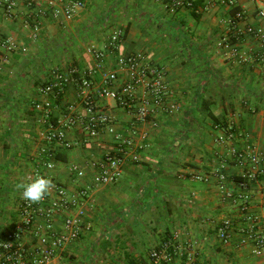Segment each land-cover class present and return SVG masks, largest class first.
<instances>
[{
  "label": "crops",
  "instance_id": "obj_1",
  "mask_svg": "<svg viewBox=\"0 0 264 264\" xmlns=\"http://www.w3.org/2000/svg\"><path fill=\"white\" fill-rule=\"evenodd\" d=\"M36 2L15 0L9 16L0 9V33L27 48L25 53L15 52L0 73V238L17 219L21 195L15 185L34 178L39 150L44 145L41 113L34 108V102L43 98L38 87L56 67L75 66L84 73L92 64L86 48H102L112 32L121 29L119 54L141 53L148 62L161 67L171 90L169 100L179 109L170 116L160 115L153 128L150 124H133L130 115L113 100H100L114 118L115 132L141 145L137 149L139 161H124L119 179L106 185L92 184L88 163L111 151L113 136L102 131L82 144L81 130L67 131L72 148H56V156L62 150L65 160L56 159L52 170L41 167V173L69 192L86 191L79 238L90 235V229L104 219L99 251L106 240L112 257L114 251L108 247L120 237L123 252L131 258L127 264L138 257L144 262L149 249L173 233L181 244L198 241L201 264H264L253 254L242 231L251 225L248 214L264 216V175L249 182L245 213L240 201L222 199L213 172L226 157L225 147L216 141L225 131L233 132L234 146L264 152V65L254 57L262 51L259 42L249 36L241 42V48L249 53V62L235 63L227 58L217 44L231 10L219 4L195 10L194 14L190 8L171 13L156 0H83L82 8L66 19L61 12L64 0H55L53 6L39 0L47 12L44 17L38 16ZM235 3L245 9L242 25L264 29V20L256 15L262 2ZM53 7L59 10L57 18L51 14ZM28 15L40 19L35 36L24 24ZM54 51L58 57L50 67L45 62ZM70 61L74 64H68ZM110 66L112 61L107 68ZM96 80L100 81V75ZM75 95V85L69 83L61 104L53 110V118H58L65 107L81 109ZM207 109L215 115V122L206 116ZM77 170L84 175L77 177ZM242 172L229 161L225 168L228 190L239 191L235 177ZM191 173L206 174L208 181L190 179ZM225 218L233 227L229 242L223 244L217 237V226ZM77 240L68 245L63 256H77Z\"/></svg>",
  "mask_w": 264,
  "mask_h": 264
},
{
  "label": "built area",
  "instance_id": "obj_2",
  "mask_svg": "<svg viewBox=\"0 0 264 264\" xmlns=\"http://www.w3.org/2000/svg\"><path fill=\"white\" fill-rule=\"evenodd\" d=\"M36 1V0H35ZM39 2V0H37ZM53 6L55 0H45ZM174 13L181 8H192L193 0H156ZM256 15L264 20V0ZM36 2L38 16L44 17L47 12ZM221 5L232 12L224 20L225 31L218 40V46L224 55L235 63L249 62V53L241 48V42L246 36L257 40L262 48L255 54L256 60L264 65V29L259 25L244 24L245 9L236 6L235 0H205L203 9ZM15 5V0H0V9L9 16ZM31 5V2L29 3ZM61 10L66 19H70L82 8L83 0H64ZM52 16L57 18L59 10L53 7ZM30 26L34 36L40 29V19L28 15L24 20ZM123 39V30L115 29L106 44L102 47L88 46L86 52L90 55L92 64L81 74L75 66L56 67L51 76L38 87V93L43 96L34 102V108L41 113L40 122L44 125L41 139L44 143L39 150V165L33 175L41 173V167L52 170L56 161V148L70 149L73 143L67 137V131L79 129L83 133L82 144L97 138L102 131L113 136L114 146L111 151L100 157L89 160L91 182L94 185H106L119 179L122 164L127 159L139 161L137 149L141 145L129 137H123L114 130V118L100 100H113L131 118L133 124L158 125L160 115H173L178 111L177 103L170 101L171 90L165 76V71L146 60L141 53L119 54ZM27 48L10 36L0 33V73L9 64L12 55ZM112 61V66L107 64ZM96 75H100L97 82ZM73 83L76 89V100L81 106L65 107L58 118H53V110L58 108L65 94V87ZM146 135H143L145 137ZM233 132L225 131L217 136L216 141L226 149V157L213 171L218 179L222 199H231L242 203V210L248 209L249 182L256 181L264 175V152L240 149L231 141ZM229 161L242 168V178L237 182L239 191L228 190L225 168ZM77 177L84 172L77 170ZM50 177V176H49ZM190 179L207 182L206 174L191 173ZM50 196L41 203L33 204L23 199L19 202L17 219L0 238V264H66L63 252L69 244L80 236L83 218L86 210L84 205L85 190L69 192L58 182ZM264 189V183H263ZM251 225L244 228L243 236L251 243L253 254L264 262V216H246ZM256 226H262L257 229ZM233 223L229 218L223 219L217 226V237L226 244L230 240ZM199 244L193 240L181 244L176 233L164 237L148 251L145 264H201L198 259ZM67 264H74L68 262ZM212 264V263H203Z\"/></svg>",
  "mask_w": 264,
  "mask_h": 264
},
{
  "label": "rangeland",
  "instance_id": "obj_3",
  "mask_svg": "<svg viewBox=\"0 0 264 264\" xmlns=\"http://www.w3.org/2000/svg\"><path fill=\"white\" fill-rule=\"evenodd\" d=\"M56 49V48H55ZM57 52L54 51V56H50L48 59H46V64L50 67L54 65V61H57ZM40 63H43L42 60ZM39 63V64H40ZM68 64H74L72 61L68 62ZM37 64L35 63V66ZM106 226V222L104 219L99 220L96 225L95 229L91 230L90 235L84 237V234L81 235V238H79L78 242V248L76 251V255L68 256L70 253H65L64 262L67 264L68 262H72L74 264H111V261H115L116 264H127V261L131 258H129L128 255H125V252L122 250V242L121 238L114 240L113 242L115 244H111L110 247H108L110 250L114 251L113 256L107 252V248H103L102 251H99V241L104 237L102 233L104 232V228ZM92 228V226H91ZM121 231V229H119ZM79 260V261H77Z\"/></svg>",
  "mask_w": 264,
  "mask_h": 264
},
{
  "label": "clouds",
  "instance_id": "obj_4",
  "mask_svg": "<svg viewBox=\"0 0 264 264\" xmlns=\"http://www.w3.org/2000/svg\"><path fill=\"white\" fill-rule=\"evenodd\" d=\"M55 187L52 178L37 174L27 182H19L15 185L16 190L20 192L21 199L38 204L46 197L50 196Z\"/></svg>",
  "mask_w": 264,
  "mask_h": 264
},
{
  "label": "trees",
  "instance_id": "obj_5",
  "mask_svg": "<svg viewBox=\"0 0 264 264\" xmlns=\"http://www.w3.org/2000/svg\"><path fill=\"white\" fill-rule=\"evenodd\" d=\"M204 1L205 0H196V1H193V7L192 8H190L191 9V11H192V13H194V14H197L196 12H195V10H198V9H203V5H204ZM232 12V11H231ZM206 111V116H208L209 118H210V120H212V121H216V117H215V115L213 114V112L211 111V110H209V109H207V110H205ZM59 151H61L59 154H57V156H56V159H59V160H62V161H64L65 160V156H64V154H62L63 152H62V150H59ZM58 151V152H59ZM237 180H246V179H244V178H242L241 176L240 177H235ZM106 241V240H105ZM104 241V243H103V246H104V248H105V245L107 244V242H105ZM143 260H142V257H138V258H136L135 260H131V262L133 263V264H145V261L144 262H142Z\"/></svg>",
  "mask_w": 264,
  "mask_h": 264
}]
</instances>
